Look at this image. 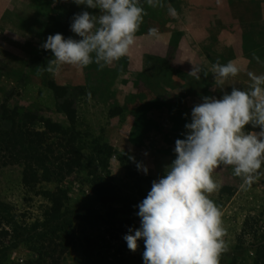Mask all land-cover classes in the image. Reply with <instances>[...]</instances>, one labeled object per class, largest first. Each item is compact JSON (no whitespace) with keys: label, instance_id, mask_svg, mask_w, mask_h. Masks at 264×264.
<instances>
[{"label":"rangeland","instance_id":"rangeland-1","mask_svg":"<svg viewBox=\"0 0 264 264\" xmlns=\"http://www.w3.org/2000/svg\"><path fill=\"white\" fill-rule=\"evenodd\" d=\"M61 10L67 23L82 10L99 15L98 9L74 3ZM56 19L52 16V34L66 33V24ZM153 64L157 74L160 68L168 67L162 60ZM47 67L37 55L23 70L9 67L0 80V113L4 106L24 107L38 118L72 128L65 134L50 131L43 139L45 143H33L38 164L33 181L30 175L25 180V156L30 154L23 150L21 139L13 142L20 159L12 160L11 152L0 150V264L24 263L41 254L48 263L54 262L53 255L58 256V264H143V239L133 252L123 236L130 226L139 227L135 206L175 158V140L183 138L190 108H180V114L154 112L151 119H143L157 124L151 130L142 129L153 140H139V130L134 132V140H108L113 135L108 128L110 117L120 110L112 102L108 85L113 72L96 63L88 65L89 82L81 89L59 85ZM188 80L190 88H199V82ZM250 83L239 89L248 90ZM168 117L180 121L169 123ZM35 129L45 128L39 121ZM251 129L250 125L245 127L246 131ZM48 145L53 147L50 153L46 151ZM70 160L73 164L68 167ZM136 162L148 167L147 175L137 170ZM212 178L221 187L210 194V199L221 211L226 230L227 248L219 264H255L258 253L264 251V175L246 187L233 174L232 166L225 165L214 170Z\"/></svg>","mask_w":264,"mask_h":264},{"label":"clouds","instance_id":"clouds-1","mask_svg":"<svg viewBox=\"0 0 264 264\" xmlns=\"http://www.w3.org/2000/svg\"><path fill=\"white\" fill-rule=\"evenodd\" d=\"M72 2L98 9L99 15L87 10L73 15L70 30L81 39L65 38L62 33L47 36L40 45L54 57L47 71L61 65L104 67L128 54L145 14L140 0ZM145 2L152 7L160 4V0ZM149 35L158 36V29H149ZM253 58L261 62L258 56ZM212 72L214 80L224 85L241 69L232 61L217 62ZM200 73L194 66L189 74L199 80ZM247 76L248 90L233 86L230 93L224 91L220 98L203 96L192 107L183 138L175 140V158L135 206L139 227L130 226L123 239L133 252L143 239V264H219L227 246L222 213L210 199L221 187L212 178L214 170L232 166L246 187L264 175V74L249 71ZM249 125L259 131H246ZM136 167L145 175L149 172L142 162H136Z\"/></svg>","mask_w":264,"mask_h":264},{"label":"crops","instance_id":"crops-1","mask_svg":"<svg viewBox=\"0 0 264 264\" xmlns=\"http://www.w3.org/2000/svg\"><path fill=\"white\" fill-rule=\"evenodd\" d=\"M43 1L46 4L40 0H0V80L9 67H28L34 56L43 57L48 64L54 59L51 52L43 53L40 45L50 17L62 20L65 13L61 9L73 2ZM141 2L145 14L135 44L125 57L103 67L113 72L108 85L112 102L120 109L110 117L108 128L113 135L108 140H134L137 130L142 135L139 140H153L142 129L157 127L153 120L143 122L154 112L191 111L203 96L220 98L233 86L250 82L249 71L264 74V0H160L157 7ZM151 28L158 29V36L149 35ZM68 37L81 39L71 30ZM154 60L166 61L167 69L160 68L157 74ZM229 61L241 72L220 85L214 80L213 66ZM194 66L201 69L199 80L189 74ZM52 77L69 87L85 88L89 82L86 67L73 65L55 67ZM188 78L199 82V88H190ZM166 121L175 124L180 120L168 117Z\"/></svg>","mask_w":264,"mask_h":264},{"label":"trees","instance_id":"trees-1","mask_svg":"<svg viewBox=\"0 0 264 264\" xmlns=\"http://www.w3.org/2000/svg\"><path fill=\"white\" fill-rule=\"evenodd\" d=\"M67 18V17H66ZM52 17H50V20L48 22V25L46 27V31H45V39L46 40L47 36L49 34H52ZM56 21L58 22H63L64 24H66V33L64 32V37L67 38L68 37V31L70 29V24L71 23H67L65 21V19L63 20H59L56 19ZM66 22V23H65ZM61 23V24H63ZM58 33H61L60 31ZM77 88H83L84 87H77ZM4 109L1 111L0 113V150H5V151H9L11 152L9 154L10 158L12 160H18L20 159L22 156L19 154L18 152H14L16 151V146L15 144H13L14 140H20L22 141L23 144H25V147L23 148V150L25 151L26 149H28V152L30 155H26L25 158L27 161L26 162V176H25V180H27V178L30 176H32V181L33 178L36 176V167L38 166L37 164V157L35 156V148H33V143H37L39 144H43L45 143V140H43L45 138V135H47L48 133L51 132H59V133H63L65 134L66 132L68 133V131H71L72 128H64L56 123H52L49 119L47 118H38V115H35V112L29 109H25L24 107H15L14 109H10L8 107H3ZM67 114L69 115V111H67ZM71 120V119H70ZM41 122L44 125V130L43 131H39L36 130L35 127L37 126L38 122ZM37 136V140H34L35 137ZM14 138V139H12ZM48 138V137H47ZM20 141V143H21ZM22 144V146H23ZM4 145V146H3ZM27 145V146H26ZM4 147V149H2L1 147ZM47 153H50L53 151V147L51 145H48L47 149H46ZM129 158L131 159V154H129ZM48 159V158H47ZM80 160V158H79ZM6 164V163H5ZM67 166L70 167L73 164V161L70 160L67 163ZM28 176V177H27ZM99 192L98 195H101V191L97 190ZM53 212H55L56 210L53 209ZM60 237V236H59ZM57 246L63 247V244H56ZM66 249V245L65 248ZM56 250H54L55 252ZM61 251H64L61 249ZM45 256H43V254L39 255L38 258H36L35 260H29L26 261L24 263H14V264H58L60 258L55 255L52 256V258L54 259L53 263H48L45 258ZM104 259V257H103ZM13 264V263H12ZM255 264H264V251L262 253H258V257L255 260Z\"/></svg>","mask_w":264,"mask_h":264}]
</instances>
